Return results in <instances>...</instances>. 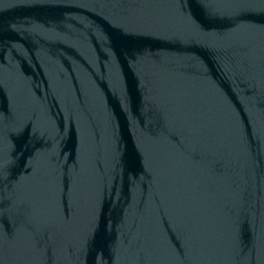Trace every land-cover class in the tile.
I'll return each mask as SVG.
<instances>
[{
  "label": "water",
  "instance_id": "95a60500",
  "mask_svg": "<svg viewBox=\"0 0 264 264\" xmlns=\"http://www.w3.org/2000/svg\"><path fill=\"white\" fill-rule=\"evenodd\" d=\"M237 16L227 0H0L3 264H264V11ZM162 77L210 118V155L166 129ZM220 169L246 200L206 199L198 226L189 194Z\"/></svg>",
  "mask_w": 264,
  "mask_h": 264
},
{
  "label": "snow or ice",
  "instance_id": "6c2138e0",
  "mask_svg": "<svg viewBox=\"0 0 264 264\" xmlns=\"http://www.w3.org/2000/svg\"><path fill=\"white\" fill-rule=\"evenodd\" d=\"M238 13L237 20H244L248 18V14L259 9L264 11V0H227ZM194 23V22H193ZM242 27V25H238ZM197 33L199 28L194 24ZM195 36L193 41H195ZM242 63H247V46H239V50L235 53ZM159 93L161 107L168 115L165 116V127L171 128L176 123H182L190 133L197 139L203 141L210 149L214 142V131L211 125L210 118L203 112L200 107L199 101L192 93L186 92L171 81L163 77L159 83ZM181 146L186 147L181 141ZM167 163V161H164ZM5 169L0 166V192L3 190V183ZM219 178L222 181L221 185L214 186L208 192L194 191L189 194L190 212L192 213L194 222L199 226L206 199H211L216 206H222L223 210L231 211L229 205L235 202L245 201L247 197L246 191L242 188L240 180L233 174L229 173L227 169L219 170ZM38 200H46L49 196L47 187L43 183H38L34 192ZM30 228L38 230L41 224L37 220L30 222ZM214 237L210 229L206 226L201 229V241L203 245L209 249L213 243ZM3 249L0 247V264H3Z\"/></svg>",
  "mask_w": 264,
  "mask_h": 264
}]
</instances>
